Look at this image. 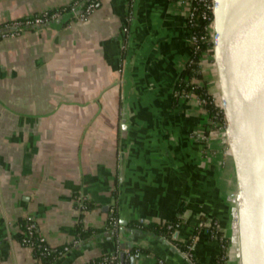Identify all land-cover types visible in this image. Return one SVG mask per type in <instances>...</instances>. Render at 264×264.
<instances>
[{"label":"crops","instance_id":"0c3cea01","mask_svg":"<svg viewBox=\"0 0 264 264\" xmlns=\"http://www.w3.org/2000/svg\"><path fill=\"white\" fill-rule=\"evenodd\" d=\"M74 1L0 0V27ZM134 8L124 215L131 227L168 223L181 212L176 239L169 240L179 248L192 239L195 264L218 257V241L199 224L213 219L230 233L232 206L221 188L235 179L234 165L220 136L205 134L197 101H172L190 57L186 7L181 0H100L85 19L60 15L0 39V264H40L18 239L27 217L49 247H68L50 264H87L113 254L119 264L116 236L78 244L75 227L103 228L114 210L118 220L122 81ZM207 65L205 77L218 88ZM214 95L219 99V89ZM195 133L206 140L196 141ZM80 200L93 208L81 215ZM134 264L164 263L147 251Z\"/></svg>","mask_w":264,"mask_h":264},{"label":"water","instance_id":"95a60500","mask_svg":"<svg viewBox=\"0 0 264 264\" xmlns=\"http://www.w3.org/2000/svg\"><path fill=\"white\" fill-rule=\"evenodd\" d=\"M212 60L219 101L227 122L226 143L233 161L240 264H264V0H214ZM135 8L132 11L123 76L119 142L117 237L119 264L124 251L143 248L164 264H195L171 240L129 227L124 215L125 159L129 139L127 92L133 54ZM149 43L137 61L141 64ZM79 203V202H78ZM108 210V207H106ZM130 264L135 259L131 257Z\"/></svg>","mask_w":264,"mask_h":264},{"label":"trees","instance_id":"16d2710c","mask_svg":"<svg viewBox=\"0 0 264 264\" xmlns=\"http://www.w3.org/2000/svg\"><path fill=\"white\" fill-rule=\"evenodd\" d=\"M92 0H75L73 3H71L70 5H68L67 7L63 8L64 11L61 13V15H68V17H73L75 14L80 15L82 14L86 7L91 3ZM76 3V5L74 6V13L71 12V7H73V4ZM99 3H95V7L98 5ZM10 23H8L6 25L7 30H4L2 27H0V31H11L12 28L9 25ZM204 24L201 23L199 25H196L194 28H192V31H194L195 34H197V36H204L205 32L203 30ZM18 30V29H17ZM189 35V33H188ZM189 44V42H188ZM190 47V46H189ZM212 45L207 43V42H203L201 44H199L198 47V51L196 54L194 55H190V57L188 58V60L186 61L183 69L181 70V72L179 73L173 88H172V101L176 102L178 99H180L182 97V95H189L192 97H197V98H203L206 99L207 96H210L207 94L208 92V82L205 80V76L202 72V67L204 64H213L212 61ZM191 54V52H190ZM204 110H206L207 113V118L210 119L211 121H213L214 123L218 124V121L216 118L214 119L213 115H214V111H213V107L206 104L202 106ZM217 126V125H216ZM209 127L210 125L208 123H205L204 128H205V134H207V132H209ZM116 196V194H115ZM80 209V214L82 215L84 211H88L91 208H93V205L86 200H80V204H79ZM180 210H183L182 208ZM180 214L181 212H179L176 217L168 222V223H148L145 225H138L135 222L130 223L131 227H138L142 230L145 231H151L157 235L160 236H164L167 239H171L172 234L175 232L177 225L180 223ZM203 222H207L208 224V231H209V238L211 239H215L218 241L219 243V247H220V251H219V255L216 258L215 262L213 264H228V261L230 258H232V252H231V246L229 243L228 239H221V230H217L216 228V221L211 219V220H207L206 218H202ZM216 223V225L214 224ZM24 224H25V219L21 220V227H20V235H19V242L21 245H23L22 240L25 238V233H24ZM117 225V218L115 215V210L114 213H112V216L110 217V219L108 220L107 224L100 229H87L83 226V224L81 222H79L76 227H75V231H76V242L79 243H86L89 240H92L100 235L106 234L108 236H111L112 239H115V236L113 235V231L116 228ZM168 226H170L171 228H168ZM212 232V233H210ZM39 234L36 230L33 232L30 241L32 243L31 246V250L33 253V256L38 260V262L40 264H50L52 263V261H54V259L62 256L63 253V248H51L49 247V253L46 254H41L42 250L41 247H39ZM192 244V239L190 241H188V243H186V245H180L179 244V248L181 251L183 252H188L187 250V246H190ZM25 246V245H23ZM142 253H147L146 250H144L143 248H140ZM190 254L192 251H189ZM102 257H99L97 259H94L90 262H88L87 264H100ZM128 261H126L127 263ZM105 264H117V262H111V263H105Z\"/></svg>","mask_w":264,"mask_h":264},{"label":"built area","instance_id":"2783aa9c","mask_svg":"<svg viewBox=\"0 0 264 264\" xmlns=\"http://www.w3.org/2000/svg\"><path fill=\"white\" fill-rule=\"evenodd\" d=\"M100 0H92L91 3L86 7L85 11L78 15L81 19H85L95 8V3H99ZM181 4L186 7V27L188 29V42L190 46V55H194L198 51L199 44L203 42H207L212 45L213 41V25H214V17H213V12L215 8V2L214 0H181ZM76 3L73 4V7H71V12L74 13V6ZM64 11V9H60L54 12H44L38 16H35L33 18H29L23 21H15L10 23V27L12 28L11 31H0V39H7L11 37H16L19 34V31L23 28L27 27H33V26H39L41 24H44L50 19H54L55 17H59L61 13ZM203 23L204 27L203 30L205 32L204 36H197V34L192 31V28H194L196 25H199ZM18 29V30H17ZM213 61V60H212ZM184 99H190L191 96L189 95H182ZM181 97V98H182ZM198 103L200 106L203 105H210L214 109V119L216 118L218 121V124L214 123L210 119L207 118V113L206 110H204V115L206 117V120L208 121V124L211 126L210 128L215 127L220 133V137L222 138L223 142L227 145L226 143V138H225V131L227 129V122L224 117L222 108L220 106V101L216 97L212 96H207L206 99H197ZM217 125V126H216ZM193 138L196 141H205L206 137L203 136L200 133H195L193 135ZM230 153V152H229ZM223 155H227V153H223ZM232 199L228 198V201L231 202L232 207H231V218H232V223L230 227V233L228 234L227 231L221 230V239H228L229 243L231 244L230 246L233 245V250L232 252V258L229 259L228 264H240V258L238 255V246L236 245L237 248L234 247L235 244V231H234V223L237 220V209H236V204H235V195L232 196ZM81 209V208H80ZM25 219V224H24V233H25V238L22 240L23 245L25 247L31 249L32 243L30 241V238L33 234V232L36 230V224L34 221L27 217ZM207 222L201 221L199 224V227L204 228L207 230V233H209L207 227H208ZM216 225V223H214ZM139 225H143V221H139ZM168 228H171L168 226ZM217 230L220 231L218 226L216 225ZM212 233V232H210ZM39 247H41V254H48L49 253V247L48 244L46 243L45 239L42 236H39ZM68 250V247H63V253H65ZM188 252H183L189 259H191V254L189 251H191V245L187 246ZM237 252V253H236ZM142 255V252L140 248H134L130 251L126 250L124 251V259L129 260L131 257L134 259L140 257ZM117 262V254L113 255H104L102 256L100 264H105V263H111V262Z\"/></svg>","mask_w":264,"mask_h":264},{"label":"rangeland","instance_id":"374dc122","mask_svg":"<svg viewBox=\"0 0 264 264\" xmlns=\"http://www.w3.org/2000/svg\"><path fill=\"white\" fill-rule=\"evenodd\" d=\"M212 68H214V65L212 64V66H211ZM210 67L207 65V64H204L203 65V67H202V72H203V74H204V76H208V69H209ZM215 69V68H214ZM206 77H205V80L206 81H208V83H209V88H208V92H207V94L208 95H210V96H212V97H215V95H214V93H215V90L216 91H218V88L213 84V82H212V79H210V80H207L206 79ZM191 98L193 99H195L196 101H197V97H192L191 96ZM190 98V99H191ZM197 103H198V101H197ZM198 105H199V103H198ZM199 107H200V110H201V114H203L204 115V109H203V107L202 106H200L199 105ZM205 116V115H204ZM206 118V117H205ZM206 123H208V121L206 120ZM211 127V126H210ZM209 127V132H211V133H215V135H220V133H221V131H219L217 128H215V127H213L212 126V128H210ZM220 132V133H219ZM201 134V133H200ZM220 139H222L221 137H220ZM230 158V157H229ZM229 160H231V158L229 159ZM229 173H231V172H229ZM232 174V173H231ZM228 181V182H227ZM222 183V182H221ZM226 183H227V185H226ZM222 185L225 187V185H226V187L225 188H221L222 189V192H223V196L224 197H226V203L227 204H230L231 206H232V204H231V202L230 201H228V198L229 199H232L233 197L232 196H234L235 194H236V183H235V179H234V176H232V179H230V180H227V178H226V181L224 180V182L222 183ZM230 207V206H229ZM231 223H232V218H231V216H230V227H231ZM236 233L237 232H235V244H234V247L235 248H237L236 247V245H237V235H236ZM231 245V244H230ZM231 249L233 250V245L231 246ZM237 252H238V250H237ZM236 252V253H237Z\"/></svg>","mask_w":264,"mask_h":264},{"label":"bare ground","instance_id":"6f19581e","mask_svg":"<svg viewBox=\"0 0 264 264\" xmlns=\"http://www.w3.org/2000/svg\"><path fill=\"white\" fill-rule=\"evenodd\" d=\"M236 232H237V246H238V224H237V220H236ZM238 255H239V251H238Z\"/></svg>","mask_w":264,"mask_h":264}]
</instances>
